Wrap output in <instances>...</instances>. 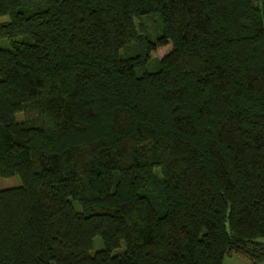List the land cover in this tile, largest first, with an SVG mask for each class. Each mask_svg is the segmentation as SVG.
Listing matches in <instances>:
<instances>
[{"label":"trees","instance_id":"16d2710c","mask_svg":"<svg viewBox=\"0 0 264 264\" xmlns=\"http://www.w3.org/2000/svg\"><path fill=\"white\" fill-rule=\"evenodd\" d=\"M0 38V264L264 259V0H0Z\"/></svg>","mask_w":264,"mask_h":264},{"label":"rangeland","instance_id":"374dc122","mask_svg":"<svg viewBox=\"0 0 264 264\" xmlns=\"http://www.w3.org/2000/svg\"><path fill=\"white\" fill-rule=\"evenodd\" d=\"M143 21L147 24L148 27H152V24L155 22V18L151 17H144ZM10 40L8 38H0V46H9L10 45ZM171 43L167 44L165 46H160L156 50L153 51V56H163L165 53H167L171 49ZM150 68H154V66H151ZM36 112L33 110H23L18 112L17 116L18 118H24L26 116H36ZM38 116V115H37ZM22 183V179L19 174H14L11 176H3L0 173V188H5V187H10V186H16ZM261 240L264 241V236L260 238ZM93 246L91 249V252H95L99 248L104 246V241L101 235H96L94 237L93 241ZM126 247V243L123 242L121 246L116 247L112 250L113 253H119L122 252ZM223 264H264V259L258 262H254L248 257L238 254V253H233L231 255H226L224 258Z\"/></svg>","mask_w":264,"mask_h":264}]
</instances>
